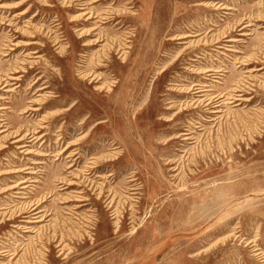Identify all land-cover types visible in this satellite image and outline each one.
Wrapping results in <instances>:
<instances>
[{"label": "rangeland", "instance_id": "374dc122", "mask_svg": "<svg viewBox=\"0 0 264 264\" xmlns=\"http://www.w3.org/2000/svg\"><path fill=\"white\" fill-rule=\"evenodd\" d=\"M75 2L0 0V22L13 23L0 26V77L23 68L18 87L0 101L8 107L1 119L10 133L43 126L46 134L32 148L41 157H24L7 133L0 135L7 137L0 141V189L18 176L6 175L5 160L23 168L33 158L45 164L31 201L52 186L63 194L82 189L54 178L87 177L93 162L92 180L118 195L117 219L91 192L81 218L56 213L66 205L51 197L48 232L65 219L60 228L70 252L54 249L44 264H264L254 251L264 254V70L247 80L250 67L236 64L257 48L264 56L263 23L254 22L264 15V0H102L92 7L98 15L112 10L104 24L79 21ZM215 4L234 10L213 11ZM249 21L251 35L237 37L239 24ZM227 31L243 40L229 58L211 51L213 38ZM100 32L107 36L101 45L117 41L106 58V49L89 46ZM99 58L106 68L96 69ZM209 69L222 71L214 80L220 84L208 79ZM80 73L103 79L95 86ZM242 79L252 101L230 105L215 122L191 104L203 99L193 93L198 86L211 85V97ZM36 106L39 112L30 111ZM186 133L194 140L183 141ZM69 144L68 152L78 153L71 160L62 153ZM133 186L138 190L128 191ZM6 191L0 200L9 199ZM127 192L135 194L131 200ZM13 231L0 225V241Z\"/></svg>", "mask_w": 264, "mask_h": 264}, {"label": "bare ground", "instance_id": "6f19581e", "mask_svg": "<svg viewBox=\"0 0 264 264\" xmlns=\"http://www.w3.org/2000/svg\"><path fill=\"white\" fill-rule=\"evenodd\" d=\"M75 1V10L81 11L79 21L92 24L90 22L93 19H99L97 22L104 24L105 22H109L111 20V16L109 15H112L113 12L110 8L109 10H106L105 12H102V14L98 15L96 13L97 9L95 7H92L94 4H98L102 0ZM101 4L103 3L101 2ZM211 7L213 8V11L234 10L233 7L225 5L215 4ZM2 9L3 7L0 6V10ZM23 14L24 13H22L21 15ZM226 15H229V12H226ZM250 22L251 21L247 22V24L243 22L242 24H239V29L235 30V32H237V37H248L251 35V33H248L246 31L249 27L253 26V24ZM254 22L263 23L260 28L264 29V15L257 16L256 19H254ZM2 25L6 27H13L12 21L8 20L1 21L0 26ZM96 29L97 28H93L91 31H95ZM227 34L229 35L230 33L227 31L224 34L222 33L221 35H219L217 38H213L212 41L214 42V45L211 51L229 58L228 53H239V51L236 50V45L243 43V40L235 36L229 37ZM94 37L96 38L91 42V44H89V46H98L99 48H101V50L106 49V54L104 53V56H100V58H106L108 53L114 50L113 45H116L117 41L113 39L109 41L107 39L106 42H108L109 44L104 43L103 45H101V43L105 41V37L107 36L100 32L94 34ZM221 38L225 39L222 40ZM35 44L36 43H31L30 45ZM9 46L17 47L16 44L14 45L13 43H9ZM124 49H127V47ZM6 50L14 51L13 49H8V47L6 48ZM260 50L261 48L254 49V51H256L255 54H252L245 60L238 59V61L236 62L239 67H250L248 68L249 70L245 72L248 74L247 76H245L247 80L256 78L251 74L252 72L256 73L264 70V56H259ZM121 51L119 49V52ZM32 54L38 53L33 52ZM2 56L8 57L9 54L3 53ZM35 58H39V56H36ZM100 58L98 59L96 69L106 68L103 64L104 62L101 61ZM32 64H35V62L31 63V65ZM251 65H256L259 67H251ZM21 71H23V68H15L12 70V72L4 75L5 78L0 77V101H5L7 99V94L14 92V87V89L18 87L15 85L20 81L19 78L20 74L22 73ZM219 72L222 71L209 69L206 70L205 73H207L206 76L212 78H208L209 80H211V82L220 84L221 82L214 81L218 79L215 75L219 74ZM79 75L82 79L89 80L90 84H95V86L97 83H99V81H101V79H103L101 74L88 75L80 73ZM40 80L41 78H38V81ZM244 81L245 80L242 79L235 84H232L231 88L227 92L217 93L215 95H212L211 97H209L207 94V92L212 91V89H210L209 87L211 85L208 84L209 86L206 87V89H201L205 86H198L197 88H195V91L193 93L197 98L203 99H195L191 102V104L193 105L194 109L206 111L208 116L203 118V120L208 123L215 122L218 119H221L222 116H224V110L226 108H230V105H232L233 107H238L243 105L244 103L252 101V98L248 99L246 97V95L250 94L249 91H251L252 89L248 86H245L243 84ZM245 83H247V81ZM248 85L251 87L253 86L250 84ZM46 88L47 86H44L39 88L38 90H43ZM102 89H104L103 86L95 88L96 91L100 92L102 91ZM7 109L8 107L2 106V104H0V135L7 133L5 135L10 136L11 139L10 145L13 144L16 147V150H18V153L22 154L24 157H27L29 155H33L34 157H41V152L36 150L33 151L32 148L40 141H43L41 145L44 144L46 134H41V131L45 127L40 126L38 127V129L40 130L29 129L23 133L20 130L10 133L8 132V125L4 124L3 120L1 119V117H3L2 111ZM40 110L41 109L37 106L30 108V111L32 112H39ZM26 112L27 111H24V113ZM5 135L0 138V141L7 138L5 137ZM185 136L186 138L182 139L185 142L194 140V138H191L188 133H186ZM71 146L72 144H69L66 148H64L62 153L68 152ZM5 148L6 146L0 145V151L4 150ZM58 155H61V152ZM75 155H78V153L75 152V150H72L68 152L66 158L71 160ZM27 160L28 165H25L23 168H14L13 164L10 163L9 160H5L6 162H8L9 167H11L9 171H6L7 173L5 172L6 175L18 174V176L14 181H9L10 179L5 180L8 181V184L10 185L6 184L4 188L0 189V191H3V189H7L6 195L7 192H10V194H8L9 199L4 197L0 200V215L7 216V218L5 219H0V225H10V228L15 230V232H11L12 235H15L14 237L11 234H7L8 237H2L3 241H0V264H44L46 259L50 258L53 255L54 249H57L58 253H60L61 256L66 252H70L69 246L65 243L67 235L60 228V226L66 221L65 219L61 221L59 220V222H55V224L53 225L54 229L48 232V227L51 226V222L53 220L50 217L53 216L52 211H54L55 208L53 209L51 207H48L47 203L53 196V200H56L58 204L66 205L64 207L62 206V209L57 208V210L55 211L56 213L61 212L64 215H76L81 218L80 210L88 207V205H90V203L92 202V200L89 199L88 196H86L87 192H91L96 196V199L103 200V204L106 206V208L113 210V219H117V217H119L118 203L116 202L118 199L117 193L105 187L103 184L95 183V181L92 180V175H95L96 168L98 167L96 162L91 163V166L88 167L87 177H80L79 175L78 178L77 176L74 178V181L60 177L54 178V182L67 186L68 188L66 189H69L70 187H79L82 189L73 188L71 193L63 194V190H61L62 188H58V186L57 189H54L52 186L49 189L43 191L38 199L31 201V195L33 194L32 191H35V189H39L35 185L39 183V181L35 179V176L41 174L42 170L38 169V166L44 165L45 163L33 158H28ZM0 176H3V174H0ZM131 182H134V180H132ZM134 186L133 188L130 187L128 191H137L138 189ZM127 194L130 200L131 196L135 195L134 193L129 192H127ZM115 225L117 226L118 224L116 223ZM23 241H25L26 244L23 245ZM254 251L255 255H264L259 249H255Z\"/></svg>", "mask_w": 264, "mask_h": 264}]
</instances>
